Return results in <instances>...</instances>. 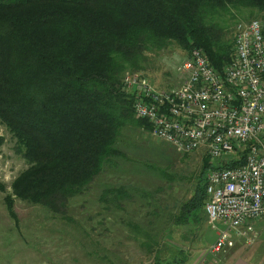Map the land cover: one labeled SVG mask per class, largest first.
<instances>
[{"label": "trees", "instance_id": "obj_1", "mask_svg": "<svg viewBox=\"0 0 264 264\" xmlns=\"http://www.w3.org/2000/svg\"><path fill=\"white\" fill-rule=\"evenodd\" d=\"M246 11L263 19L264 0H0V125L27 165L12 196L62 215L121 156L122 129L151 130L121 89L125 72L143 71L149 56L175 47L184 56L200 49L221 74L233 58L228 21ZM245 153L226 166L244 164ZM203 159L198 178L210 167ZM138 190L106 187L100 201L108 218L146 196L149 228L128 222L145 241L140 248L152 264H186L198 249L197 233L186 228L207 221L205 175L174 215ZM4 202L15 218L12 199Z\"/></svg>", "mask_w": 264, "mask_h": 264}, {"label": "rangeland", "instance_id": "obj_2", "mask_svg": "<svg viewBox=\"0 0 264 264\" xmlns=\"http://www.w3.org/2000/svg\"><path fill=\"white\" fill-rule=\"evenodd\" d=\"M233 13L234 18L228 21L232 34L236 25L257 20L247 11L242 15ZM183 57L180 50L170 47L163 53L149 56L143 71H127L123 78L138 73L155 89H170L180 83L176 69ZM116 146L121 156L113 159V166L107 168L105 165L97 180L82 194L71 198L62 215L54 216L41 206L12 196V182L27 169V165L16 152L12 135L0 125V264L153 263V257L145 255L140 248L144 240L128 224L134 219L141 228H149L146 211L150 208L141 205H146L147 197L137 204L127 203L123 211L112 208L114 213L111 216H116L109 219L110 213L100 201L103 190L121 186L136 192L140 189L142 194L158 199L174 215L181 203L192 196L198 181L201 179L202 183L203 179L204 183L206 174L198 177L205 154L181 155L135 124L122 129ZM8 197L12 199L15 218H11L7 211L4 199ZM199 223L186 229L197 233L195 245L201 248L211 230L208 221L202 217ZM190 238L191 234L187 240ZM174 239L178 241L179 236ZM207 259L210 260V256Z\"/></svg>", "mask_w": 264, "mask_h": 264}, {"label": "built area", "instance_id": "obj_3", "mask_svg": "<svg viewBox=\"0 0 264 264\" xmlns=\"http://www.w3.org/2000/svg\"><path fill=\"white\" fill-rule=\"evenodd\" d=\"M176 73L179 85L167 90L138 73L124 77L121 89L133 96V113L152 137L181 155L208 158L204 210L216 239L207 253L219 254L235 239L252 245L253 223L264 221V18L236 25L233 58L221 74L196 48ZM242 149L244 164L226 166Z\"/></svg>", "mask_w": 264, "mask_h": 264}, {"label": "crops", "instance_id": "obj_4", "mask_svg": "<svg viewBox=\"0 0 264 264\" xmlns=\"http://www.w3.org/2000/svg\"><path fill=\"white\" fill-rule=\"evenodd\" d=\"M253 228L257 239L252 245L235 239L232 247L216 255L207 253L216 239V231L210 228L212 232L208 231L207 240L203 241L201 248L191 253L186 264H264V221L254 222Z\"/></svg>", "mask_w": 264, "mask_h": 264}]
</instances>
